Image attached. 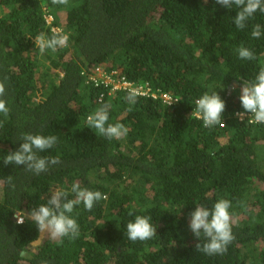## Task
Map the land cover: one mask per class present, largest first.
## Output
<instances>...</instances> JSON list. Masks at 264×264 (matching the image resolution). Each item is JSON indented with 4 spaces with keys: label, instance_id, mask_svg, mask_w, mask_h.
I'll list each match as a JSON object with an SVG mask.
<instances>
[{
    "label": "trees",
    "instance_id": "obj_1",
    "mask_svg": "<svg viewBox=\"0 0 264 264\" xmlns=\"http://www.w3.org/2000/svg\"><path fill=\"white\" fill-rule=\"evenodd\" d=\"M237 12L215 0H0V80L8 77L10 109L0 114V264H264V123L235 115L244 109L233 89L264 67V35L251 37L264 13L240 30ZM54 28L69 35L68 46L41 54L34 39ZM242 44L255 60L239 58ZM97 68L157 98L138 96L130 106L127 91L89 82ZM212 92L226 102L224 124L206 128L195 101ZM100 97L111 105L109 123L128 127L125 137L109 140L88 126ZM22 133L57 136L39 155L61 163L39 175L5 165ZM73 183L106 199L91 211L76 204L78 238L40 235L30 212ZM220 198L232 202L235 240L208 256L195 250L202 241L189 213ZM136 215L150 216L157 235L129 240Z\"/></svg>",
    "mask_w": 264,
    "mask_h": 264
},
{
    "label": "clouds",
    "instance_id": "obj_2",
    "mask_svg": "<svg viewBox=\"0 0 264 264\" xmlns=\"http://www.w3.org/2000/svg\"><path fill=\"white\" fill-rule=\"evenodd\" d=\"M205 3L208 0H204ZM226 8L235 7L238 9L234 17V24L237 29L243 30L248 22L257 12L264 13V0H215ZM53 5L69 6L70 0H52ZM48 25H51L48 24ZM51 36L44 33L37 35L34 39L36 48L43 54L48 50L56 52L58 49L68 46L70 39L68 34L57 31ZM264 35V26L257 23L253 25L251 37L259 39ZM238 56L244 60H255L256 56L252 50L243 46L237 48ZM8 77L0 80V114L8 117L10 109L7 106L5 81ZM240 80V78H238ZM239 87L240 102L243 112H237L235 115L243 119L246 113H251V118L256 123H264V67L255 76L254 80H242L238 85L234 84L233 89ZM139 89L131 87L127 89L125 101L131 106L135 105L139 96ZM100 106L95 112L87 117L88 126L96 130L101 136L112 139H121L128 134V127L121 122L109 123V111L111 105L99 100ZM226 109V102L221 98L218 92L204 93L195 101V112L200 115L203 126L212 128L217 125H223L222 116ZM131 111V107L128 109ZM4 121H0V127H3ZM19 140L23 141L18 150L10 151L4 159V164L24 165L25 169L33 174L39 175L48 172L50 168L61 163L59 156H41L39 153L52 149L58 143V137L55 135H43L22 133ZM11 184L12 177L8 178ZM14 188L15 185L13 184ZM74 194L76 199H70ZM70 193L68 191L53 192L47 204L34 207L30 212L31 220L37 225L41 234H47L51 239L57 240L67 237L74 240L79 237L80 225L76 218L71 214L78 202L83 203L86 210L91 211L97 202L106 199V196L100 191H93L82 188L79 183H73ZM232 202L225 198H220L209 208L202 204H197L194 211L189 213V228L193 235L202 242L195 245V250L208 256L223 255L228 251V246L235 240L233 233V214L230 211ZM243 206V205H241ZM150 216L136 215L126 225L128 239L136 241H147L157 235L156 227L153 226ZM17 223H24L18 217ZM23 254V253H22Z\"/></svg>",
    "mask_w": 264,
    "mask_h": 264
},
{
    "label": "built area",
    "instance_id": "obj_3",
    "mask_svg": "<svg viewBox=\"0 0 264 264\" xmlns=\"http://www.w3.org/2000/svg\"><path fill=\"white\" fill-rule=\"evenodd\" d=\"M48 24L51 23L52 17L46 18ZM86 75V74H85ZM117 72H112L111 75H108L104 73V71L101 68L95 69L94 73L89 75L88 78H90L89 82H93L96 87L102 85L107 89H110V92L113 93L114 91H127L128 88L136 87L139 89V96H152L154 98H157L154 94H150V90L146 86H140V85H133V83L127 81L124 77L120 78L119 80L116 79ZM165 100L170 101L168 97H164Z\"/></svg>",
    "mask_w": 264,
    "mask_h": 264
},
{
    "label": "rangeland",
    "instance_id": "obj_4",
    "mask_svg": "<svg viewBox=\"0 0 264 264\" xmlns=\"http://www.w3.org/2000/svg\"><path fill=\"white\" fill-rule=\"evenodd\" d=\"M52 22H53V18H52L51 24H52ZM56 30L59 31V32H61L59 29H56Z\"/></svg>",
    "mask_w": 264,
    "mask_h": 264
}]
</instances>
